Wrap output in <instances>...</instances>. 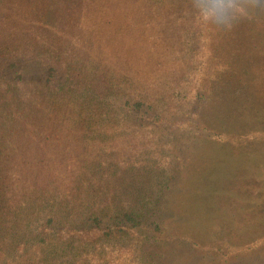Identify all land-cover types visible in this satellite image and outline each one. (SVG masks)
<instances>
[{
	"label": "trees",
	"instance_id": "16d2710c",
	"mask_svg": "<svg viewBox=\"0 0 264 264\" xmlns=\"http://www.w3.org/2000/svg\"><path fill=\"white\" fill-rule=\"evenodd\" d=\"M14 1L0 0V264H49L39 248L48 243L49 226L55 239L68 242L75 264H121L123 240L139 236L146 214L153 212V224L161 219L162 198L151 201L153 194L138 187L137 195L116 201L99 202L90 194L92 202L86 200L80 211L71 204L73 196L87 193L93 164H105L107 153L126 167L134 164V145L147 141L164 148L155 143L157 121L174 126L181 116L194 117L198 125L218 128L219 138L208 130L205 139L221 143L229 130L218 112L251 120L261 57L252 43L264 30V13L218 26L201 20L204 0H29L26 17L34 18L25 20L29 32L17 40L6 32L21 34L10 28ZM17 17L24 23L23 15ZM241 43H248V51ZM166 124L161 139L176 140ZM197 160L187 180L176 179L178 188L166 207L171 219L183 224L187 241L207 224L197 210L207 180ZM251 173L258 183L245 187L263 196L264 174ZM55 179L60 186L53 188ZM29 200L38 209L24 211ZM58 206L72 222L56 211L45 218ZM40 219L45 225L36 226ZM210 222L202 233L207 239H228L236 230L218 225L226 219ZM152 237L161 239L152 234L148 240ZM166 250L160 264L175 253ZM190 259L189 264H200L196 252Z\"/></svg>",
	"mask_w": 264,
	"mask_h": 264
},
{
	"label": "rangeland",
	"instance_id": "374dc122",
	"mask_svg": "<svg viewBox=\"0 0 264 264\" xmlns=\"http://www.w3.org/2000/svg\"><path fill=\"white\" fill-rule=\"evenodd\" d=\"M14 2L13 10L10 8L8 11L9 17L11 16L14 22L10 28L21 32V34L15 32L11 34V30L6 32L10 37L21 40L23 39L22 36L29 32L25 20H33L34 18L33 15L26 17L27 12L32 9V5L29 0H15ZM22 15L24 16V23L17 21V16ZM23 28L25 31H19ZM257 33L259 38L252 45L256 46L254 47L255 52L258 51L257 53L261 56L257 58L258 62L255 66L257 70L255 83L260 89L259 97L254 95L248 113L251 115V120L239 121L233 114L228 115L229 113H227L225 115L223 113V116H220L218 112V119L226 118H224L225 125L229 130L227 132L228 137L226 140L223 139L221 143H218L217 140L214 142L205 139V136L209 134L208 130L213 131H211V135L214 138H219L214 135V133L221 132L218 128H205L198 125L199 123L194 117L181 116L179 122L174 126H172L173 124H166V122H162L160 126V121H157L156 126L153 127V132L159 135L160 139H157L155 143L157 146L159 143L164 144V148L163 145L155 147L152 142L147 141L143 145H134V148L130 149V153L135 165L126 167H120L111 159L112 154L107 153L108 159L105 158V164H93L94 181L86 187L87 193L73 196L74 199L72 198L71 204L77 205L80 211V208H83L82 203L88 199L92 202L90 194L93 197H98L99 202L109 198L116 201L128 193L129 195H137L138 187L144 189L145 192L149 190L148 194H153L151 201L158 202L159 200L156 198H162L161 202L164 207L161 209V219L153 224V218H155L152 216L153 212L149 215L146 214V222L142 223L140 227L144 231L142 230L138 237L128 236L123 240L127 250L130 249L131 251H123L121 264H149L151 261L153 264H160L159 257L166 247L167 252L169 251L171 254L173 251L175 252L169 258L168 264L192 263L193 260L190 258L195 252L200 264H264V195L259 196L262 194L259 190H249L245 187L246 183L249 182H252L253 185L258 183V178L253 176L251 172L264 174V45L257 43L264 42V30ZM241 45L244 50L247 48L248 51V43H241ZM170 58L173 56L171 55ZM153 64L157 69V62ZM165 124L167 125L166 128L169 127L172 130L170 134H176V140L165 141V139H161V133L164 132L162 126ZM123 149L125 148L123 147ZM44 150L48 151V148H44ZM28 153L30 154V152ZM13 157L18 159L19 155L16 154ZM198 158L201 159L203 178H207L208 181L206 179L202 181L205 187L199 191L201 195L200 200L197 201V210L198 216L207 217V224L202 225L196 239L189 237V241H187L183 236V231H181L183 224L177 219H171L170 213L166 212L168 209L166 207H169V200L178 188L176 179L185 178L187 180L192 166L200 161L197 160ZM164 159L166 164L161 165ZM243 172L249 176H245ZM51 184L54 186L53 188L60 186L58 179L51 180ZM246 191L251 194L245 193ZM262 191L264 194V189ZM53 193L59 196L58 191ZM252 198H254L253 201ZM27 202L28 206L25 207L24 211L33 212L35 207L38 209L35 202L32 204H30L31 200ZM62 203L59 202L60 205L64 204ZM249 203H251V209L247 208ZM243 207L247 210H242ZM59 210L58 206L57 209L47 213L45 218L48 219V216L54 215L56 211L62 221L72 222V219L65 215L66 213L60 214ZM72 210L65 211L74 212ZM156 211L159 209L157 208ZM181 213L183 212L181 211ZM169 216L170 218H168ZM231 216L232 218H230ZM33 217L34 215H31L29 218ZM212 219H226L225 223L218 225H233L236 230H233V234L231 232L228 234V239H207L205 238L206 233L204 235L202 233L206 226H212L213 222H210ZM161 220L162 222H160ZM78 221L80 220L75 219L74 222L77 223ZM42 223L45 225V221L40 219L36 226ZM186 225L188 224H184L185 227ZM36 226L34 227L35 230ZM55 231L49 226L48 243H44L42 246L38 244L42 255L49 258L46 262L49 264H75L77 257L68 251V242L63 243L55 239ZM152 234L158 235L161 239L154 242L156 237H152L149 241L148 236ZM8 253L11 252L7 251L6 254Z\"/></svg>",
	"mask_w": 264,
	"mask_h": 264
},
{
	"label": "clouds",
	"instance_id": "9594fccd",
	"mask_svg": "<svg viewBox=\"0 0 264 264\" xmlns=\"http://www.w3.org/2000/svg\"><path fill=\"white\" fill-rule=\"evenodd\" d=\"M253 13H264V0H204L198 14L202 21L226 26Z\"/></svg>",
	"mask_w": 264,
	"mask_h": 264
}]
</instances>
